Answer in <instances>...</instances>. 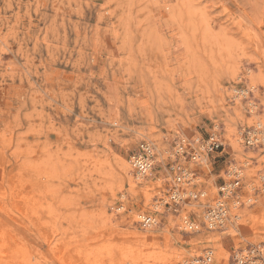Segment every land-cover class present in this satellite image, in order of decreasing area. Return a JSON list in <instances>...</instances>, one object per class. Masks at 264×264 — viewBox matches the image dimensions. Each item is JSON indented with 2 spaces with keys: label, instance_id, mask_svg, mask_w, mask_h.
<instances>
[{
  "label": "rangeland",
  "instance_id": "374dc122",
  "mask_svg": "<svg viewBox=\"0 0 264 264\" xmlns=\"http://www.w3.org/2000/svg\"><path fill=\"white\" fill-rule=\"evenodd\" d=\"M257 120L264 0H0V264H233L264 245V146L242 139ZM214 130L208 168L174 153L180 135L192 148ZM143 141L155 165L139 182ZM174 160L197 169L206 200L154 207ZM243 162L257 201L239 223L184 230L176 216L202 221Z\"/></svg>",
  "mask_w": 264,
  "mask_h": 264
},
{
  "label": "built area",
  "instance_id": "2783aa9c",
  "mask_svg": "<svg viewBox=\"0 0 264 264\" xmlns=\"http://www.w3.org/2000/svg\"><path fill=\"white\" fill-rule=\"evenodd\" d=\"M247 92H249V89ZM213 132L207 139L203 138L201 140V138H197L196 142H199V144L196 147L189 148L187 146L188 142L183 143L182 145H179L177 142L174 153L177 156L186 157L199 164H205L206 168H208V163L206 162L207 159L204 160V157L206 158V155H208L210 151L220 148L223 144L221 142L220 135H216ZM242 133L243 142L247 147H254L258 145L264 146V122H261V120H257L255 124L248 128H244ZM134 154L135 156L137 155L135 165L139 172L148 173L152 167H154L155 153L153 145H149L143 141L140 143L138 150ZM170 169L174 172V185L168 194V197L170 198L164 202V206L167 209H177L185 198H200V195L193 194L192 191H190L187 195L182 196L180 190H178L179 184L189 181H192L193 184L195 183L198 178V174L193 169H191L186 163L179 160H174L170 164ZM233 175L234 178L232 180L224 182V184L220 186V200L206 208L204 213V223L207 227L216 228L219 224H224L228 220L227 209H224L223 207L225 206L224 198L232 196L237 198L238 202L241 201V203H244V201L241 200V173L238 169H234ZM254 190H256V188H254ZM161 202L162 201H159V203ZM141 216V220L144 224H150L149 215L141 214ZM190 219L192 221L191 216ZM210 260L211 257H208L207 261ZM233 264H264V247L261 248L259 244H250L246 247L239 248V252L237 254H233Z\"/></svg>",
  "mask_w": 264,
  "mask_h": 264
},
{
  "label": "bare ground",
  "instance_id": "6f19581e",
  "mask_svg": "<svg viewBox=\"0 0 264 264\" xmlns=\"http://www.w3.org/2000/svg\"><path fill=\"white\" fill-rule=\"evenodd\" d=\"M245 90L244 89H240L239 90V93H245L244 92ZM237 96H239V94L238 93H236V95H235V97H237ZM253 105V104H252ZM218 114L220 115H223V114H226V112H224L223 111V108H221L219 111H218ZM229 116V115H228ZM146 117V116H145ZM156 119V118H155ZM147 122H148V120H147ZM154 122V121H153ZM152 122V123H153ZM157 122V121H156ZM262 122V121H261ZM171 125V124H170ZM214 125H218V124H214ZM142 126H144V125H142ZM145 126H147L148 127V125H146L145 124ZM151 127V126H150ZM141 128V127H140ZM143 128V127H142ZM155 128V127H154ZM153 128V129H154ZM152 129V128H151ZM142 130V129H141ZM150 130V129H149ZM221 132V131H220ZM152 133V132H151ZM214 134H216V135H218L219 133L217 132V130H214V132H213ZM138 135H140V134H138ZM182 136V137H181ZM240 132H239V141H240ZM188 139H190V137H188V136H185V135H180L178 138H177V142L179 143V145H182L183 143H187V141H188ZM191 140V139H190ZM189 140V141H190ZM183 141V142H182ZM146 143H148L149 145L151 144V145H154L153 144V142L151 141H145ZM182 142V143H181ZM169 148V147H168ZM168 148L165 150V152H167L168 151ZM163 154L164 153H162V152H159V155H160V157H162L163 156ZM162 155V156H161ZM136 157H137V155L135 156V154H132L131 155V157H130V161H129V163H131L130 165H131V167H132V169H133V171H134V174H135V179L137 180V181H139V182H144L146 179H147V177H148V175L149 174H151L152 173V170L154 169V167H152V169L148 172V173H141V172H139V170H138V168L136 167V163H135V160H136ZM207 159V160H206ZM155 160V159H154ZM204 160H206V162L207 163H209L208 162V158H207V155H206V158L204 157ZM157 161V160H156ZM125 162V161H124ZM155 162V161H154ZM189 162H191V164L192 165H196V166H200V165H205V164H199V163H197L196 161H192V160H190ZM155 164V163H154ZM248 162H243L242 164H237L236 166H234V168L235 169H238L239 170V172L241 173V176H242V178L243 179H245V181H247L248 182V185L250 186L249 188H250V192H248L247 194H244V193H241V200H243L244 201V203H241V201H239L238 202V199L237 198H234V197H232V196H229V197H226V198H224V202H225V206H223L224 207V209H227V215H228V220L224 223V224H219L216 228H221V227H223L225 224H227V222L229 223H234V224H238L239 223V221H240V219H241V213H240V209L243 207V206H246V205H252V204H254V203H256V201H257V198L255 197V193H254V185H253V179L251 178V179H247V174H246V172H247V168H248ZM244 168V170H243V168ZM125 170H126V168H125ZM197 169H195V171H196ZM124 172V171H123ZM197 172V171H196ZM198 173V172H197ZM233 173V171H231V174ZM258 175H259V178H258V181H260L261 182V184H263L264 185V171L263 170H261V172L260 173H258ZM201 178H202V176H201V174L200 173H198V178L196 179V181H195V183L193 184V182L192 181H189V182H185V183H182V184H179L178 185V190H180V193H181V195L182 196H185V195H187L190 191H192V193L193 194H198V195H200V198H198V199H193V198H185L184 199V201L181 203V204H183L184 202H187V199L188 200H196V201H199V200H206L207 199V196H208V194H207V190L206 189H204L202 186H200L201 185ZM199 187V189H196V188H194V187ZM200 191V192H199ZM180 196V195H179ZM210 196V195H209ZM165 198H170V197H165ZM264 198V197H263ZM220 200V197L219 196H217L215 199H214V201H213V203H210V204H208L207 205V207H209V206H211L212 204H215V203H217L218 201ZM210 201H211V199H210ZM165 202V200L164 201H162V203H164ZM180 204V205H181ZM179 205V206H180ZM152 206H153V204H152ZM178 206V207H179ZM154 207H160V203L159 202H157V203H155V200H154ZM177 207V208H178ZM205 213V212H204ZM149 215V214H148ZM172 215V214H171ZM143 216V215H142ZM142 216H141V214H140V216L139 217H141L142 218ZM150 216V224L152 225L153 223H155V222H157L158 220H157V218H156V216L155 215H153V213H151V215H149ZM172 217V216H171ZM176 218H180V222H181V226H182V228L184 229V230H186V231H194V230H196L197 229V226H198V224H203L204 226H207L205 223H204V219L202 220V221H200L199 223H198V221L196 220H192L191 221V219H190V213L189 212H185L183 215H182V218H181V216H176ZM205 218V217H204ZM145 225H149V224H145ZM156 225H158V223L156 224ZM238 234V231H237V229H235V228H231L229 231H224L223 233H222V236H224V235H232V236H234V235H237ZM259 245L261 246V248L262 247H264V245L263 244H261V243H259ZM239 252V249L235 252L236 254ZM234 253V254H235ZM208 257H211L210 255L209 256H207L206 257V259H208ZM195 260H198V258H195ZM211 260H212V257H211ZM210 260V261H211ZM187 261V259L185 260V262ZM205 263H208V261L207 260H205Z\"/></svg>",
  "mask_w": 264,
  "mask_h": 264
}]
</instances>
